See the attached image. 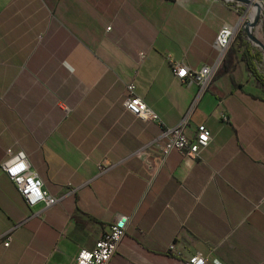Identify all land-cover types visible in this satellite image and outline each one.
Instances as JSON below:
<instances>
[{"label":"crops","instance_id":"1","mask_svg":"<svg viewBox=\"0 0 264 264\" xmlns=\"http://www.w3.org/2000/svg\"><path fill=\"white\" fill-rule=\"evenodd\" d=\"M242 15L226 0H0V264H75L121 214L108 264H264V91L243 46L182 126L210 129L200 158H162L160 125L124 106L134 82L177 125L199 87L172 63L213 64L219 29ZM21 154L53 204H27L4 173Z\"/></svg>","mask_w":264,"mask_h":264},{"label":"built area","instance_id":"2","mask_svg":"<svg viewBox=\"0 0 264 264\" xmlns=\"http://www.w3.org/2000/svg\"><path fill=\"white\" fill-rule=\"evenodd\" d=\"M226 1L242 9L243 15L237 25H224L219 29L216 36L218 56L214 63L203 65L199 68H188L186 65L178 62H174L171 65L174 76L181 82L186 84L196 83L199 87L198 92L193 97L190 108L182 116L177 125L163 126V122L159 115L140 96L135 94V83L130 82L126 85V92L128 94L124 102L126 111L137 118L145 121H154L160 125V132L152 140V143L159 147L162 158L171 150L176 149L191 159H198L201 157L202 150L208 146L211 140V131L204 123L198 124L195 127V133L192 137H188L183 132L182 126L187 123L189 114L193 105L199 98L200 93L205 90L213 80L222 64V60L228 48L234 42L238 31H243L242 28L245 22L254 16L252 15L250 3L246 4L238 0ZM248 6L250 8H248ZM256 28L257 26L254 28L253 32ZM263 56L264 54L262 52V57ZM60 107L64 111L68 109L64 103H60ZM2 169L6 176L16 186L18 192L27 204L33 205L43 201L46 203V206H49L55 202L56 199L49 195L43 188L42 179L38 176L36 171L31 169L28 159L23 154L19 156L16 155L11 160L4 162L2 164ZM129 221L130 216L128 215L121 214L117 216L110 222L106 231L96 240L92 248L83 247L79 249L75 257V264H108L121 244ZM205 263L206 257L200 252H194L185 259V264Z\"/></svg>","mask_w":264,"mask_h":264},{"label":"trees","instance_id":"3","mask_svg":"<svg viewBox=\"0 0 264 264\" xmlns=\"http://www.w3.org/2000/svg\"><path fill=\"white\" fill-rule=\"evenodd\" d=\"M234 41L237 42L238 47L243 46L240 59L244 61L246 70L257 80L264 91V73L260 72L256 66V61L262 60V52L252 45L242 30L238 31ZM236 51L237 48L232 43L222 60L220 68L217 71L218 74L227 72L230 73V71L234 68ZM230 79L234 86L237 85L232 74H230Z\"/></svg>","mask_w":264,"mask_h":264},{"label":"water","instance_id":"4","mask_svg":"<svg viewBox=\"0 0 264 264\" xmlns=\"http://www.w3.org/2000/svg\"><path fill=\"white\" fill-rule=\"evenodd\" d=\"M238 1H242L246 4L251 3V0H238ZM256 6L258 8L256 9L255 15L250 20L245 22L242 29L245 32L247 39L255 46L260 47V49H262L264 54V44L256 37V35L253 32L254 28L259 25V20L262 12V8L259 7L257 4Z\"/></svg>","mask_w":264,"mask_h":264},{"label":"rangeland","instance_id":"5","mask_svg":"<svg viewBox=\"0 0 264 264\" xmlns=\"http://www.w3.org/2000/svg\"><path fill=\"white\" fill-rule=\"evenodd\" d=\"M259 1L262 2L263 8H262V14L259 20V25L257 26V29H255L254 34L264 44V0H259ZM248 8L250 7L248 6ZM254 47L260 50L261 52H263L262 49H260V47H257V46H254ZM256 66L260 72L264 73V56L262 57L261 61H256Z\"/></svg>","mask_w":264,"mask_h":264},{"label":"bare ground","instance_id":"6","mask_svg":"<svg viewBox=\"0 0 264 264\" xmlns=\"http://www.w3.org/2000/svg\"><path fill=\"white\" fill-rule=\"evenodd\" d=\"M251 10H252V15H255V12H256V9L258 8L256 6V4L259 6V7H262V2L259 1V0H251ZM263 8V7H262Z\"/></svg>","mask_w":264,"mask_h":264}]
</instances>
